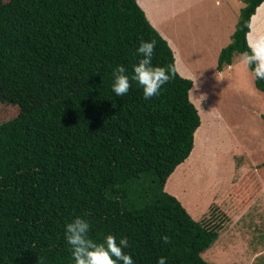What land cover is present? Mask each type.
<instances>
[{
	"label": "trees",
	"instance_id": "1",
	"mask_svg": "<svg viewBox=\"0 0 264 264\" xmlns=\"http://www.w3.org/2000/svg\"><path fill=\"white\" fill-rule=\"evenodd\" d=\"M262 2L243 0L218 71L247 50ZM151 40L170 81L149 100L135 82L116 96V66L131 76ZM194 86L136 0H0V111L13 114L0 124V264H74L77 216L95 241L127 238L133 264H209L217 229L167 191L208 110Z\"/></svg>",
	"mask_w": 264,
	"mask_h": 264
},
{
	"label": "rangeland",
	"instance_id": "2",
	"mask_svg": "<svg viewBox=\"0 0 264 264\" xmlns=\"http://www.w3.org/2000/svg\"><path fill=\"white\" fill-rule=\"evenodd\" d=\"M224 1L198 0L195 5L206 12L226 11L224 19L233 25L243 0L225 1L232 6L221 9ZM235 61L222 71L207 66L203 72L205 83L194 93L206 98L208 112L191 157L170 179L167 191L197 220L220 226L217 240L202 253L205 261L264 264V95L256 91L240 56ZM12 116L8 109L0 111V124Z\"/></svg>",
	"mask_w": 264,
	"mask_h": 264
},
{
	"label": "crops",
	"instance_id": "3",
	"mask_svg": "<svg viewBox=\"0 0 264 264\" xmlns=\"http://www.w3.org/2000/svg\"><path fill=\"white\" fill-rule=\"evenodd\" d=\"M136 1L144 11L151 25L168 42L174 52L178 68L195 82V91L199 85L205 83L203 72L207 70V66L208 68H216L218 55L221 49L230 43V37L234 32L237 20L233 25L228 24L224 19L228 15L226 11L221 13L206 12L195 5L198 0H188L185 3L183 0H177L175 2H169L168 0ZM225 1L227 3H232L234 0ZM225 1L221 9H227L232 6L226 5ZM236 2H240V0H236ZM216 4L219 6L221 5L218 1H216ZM240 7L242 8L243 6L241 5ZM201 24L205 25L204 29L201 28ZM259 33H264V2L256 8L255 13L250 18L249 32L246 35L247 43L249 41H254ZM194 52L196 54H194ZM236 58L237 56L234 58L233 64H236ZM253 81L252 83L254 85ZM194 96L198 97L195 93ZM199 98L208 106L205 97ZM263 163L264 160L262 161V166ZM207 227L216 228L217 231H219L220 226Z\"/></svg>",
	"mask_w": 264,
	"mask_h": 264
},
{
	"label": "clouds",
	"instance_id": "4",
	"mask_svg": "<svg viewBox=\"0 0 264 264\" xmlns=\"http://www.w3.org/2000/svg\"><path fill=\"white\" fill-rule=\"evenodd\" d=\"M155 48V40L140 42L136 52L141 58L133 66L131 76L125 66H116L112 74V91L116 96L126 95L132 82L140 86L145 100L159 95L163 85L170 81L171 70L152 64ZM239 62L250 69L256 79L264 80V33L257 34L254 41L248 42ZM90 229L91 224L80 216L65 225V241L71 249L74 264H133L132 257L124 251L129 246L127 238L118 240L109 234L98 242L89 237ZM162 239L168 243L167 236ZM157 264H165L164 258Z\"/></svg>",
	"mask_w": 264,
	"mask_h": 264
}]
</instances>
